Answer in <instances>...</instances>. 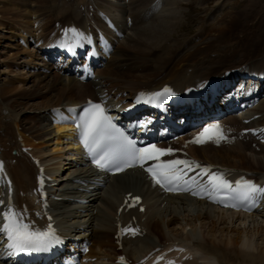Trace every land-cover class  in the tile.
<instances>
[{"label":"bare ground","instance_id":"bare-ground-1","mask_svg":"<svg viewBox=\"0 0 264 264\" xmlns=\"http://www.w3.org/2000/svg\"><path fill=\"white\" fill-rule=\"evenodd\" d=\"M116 1H77L70 10L57 0H0V158L12 178L16 203H26L31 212L38 206L32 194L38 186V168L23 149L32 146L40 158L52 154L43 163H55L48 168L53 175L61 172L58 159L67 150L61 147L64 128H54L50 122L54 107L66 111V106L82 104L87 97L99 100L105 92L113 99L122 95L117 103L127 100L130 105V99L143 89L164 84L177 90L205 87L213 76L227 81L245 75L264 79V53L249 57L241 52L243 46L236 50L226 36L229 26L218 28V36L210 41L197 38L179 57V0ZM47 2L57 9L54 15ZM103 12L116 18L126 37L118 41L107 67L99 70L97 82L81 83L62 75L44 59L41 49L57 41L61 28L75 24L91 31L96 27L109 31ZM9 20L22 24L17 27ZM132 49L145 55L135 57ZM256 114L251 124L242 127L264 125V98ZM228 124L241 126V120L233 118ZM193 152L204 161L237 170L235 174L246 171L264 182V145L257 150L251 142L237 139L220 147H194ZM82 163L72 164L55 191L58 199H51L47 211L64 237L92 241L90 264H117L120 254L138 260L157 247L172 244L185 248L180 254L186 257L183 264H264V209L241 214L186 194L167 195L140 170L111 177L100 188L93 168ZM129 193L143 198L145 212L135 208L118 214ZM130 221L145 235L124 238L119 250L118 224Z\"/></svg>","mask_w":264,"mask_h":264},{"label":"snow or ice","instance_id":"snow-or-ice-1","mask_svg":"<svg viewBox=\"0 0 264 264\" xmlns=\"http://www.w3.org/2000/svg\"><path fill=\"white\" fill-rule=\"evenodd\" d=\"M71 31L77 37L82 36L76 29ZM60 46L63 47L64 45ZM175 95L176 93L171 88L165 87L159 92L140 93L136 102L156 104L159 107L161 102L167 101ZM148 123L151 121L139 123L138 126L146 128ZM76 127L79 130L83 147L101 170L123 172L128 168L144 167L148 161H155L145 170L150 174L155 184L168 191L179 188L184 191H192L193 195H201L207 192L209 197L216 202L233 208L246 202H250L249 207H251L255 203L257 194L264 196V188L254 182L241 179L233 187L232 183L225 179L222 174H212L205 188L197 186L196 189H193L190 185L196 184V178H186L187 171L185 170L200 168L198 163L179 159L164 161L161 158L172 154L173 150L160 149L155 144L143 148L137 147L124 130L113 123V118L107 114L102 103L89 102L88 107L83 110V115L76 121ZM222 139H226V136L217 124L205 128L193 142L203 144L209 140H214L219 143ZM2 171L3 163L0 162V172ZM201 171L207 175L210 169L203 168ZM8 183L10 186L11 182ZM222 193L223 195H221ZM133 199L135 202L139 201V197ZM0 205H3V201H0ZM2 216L3 224L0 226V233L6 236L7 249L10 250L9 255L47 252L54 244L62 242L50 225L44 231L34 228L31 223L25 221L23 213L18 212L11 204L6 211H3ZM121 231L136 235L139 230L129 227ZM123 259L121 258L122 264ZM162 259L163 257H160V260ZM157 264H159V260ZM168 264H175V262L168 261Z\"/></svg>","mask_w":264,"mask_h":264},{"label":"rangeland","instance_id":"rangeland-1","mask_svg":"<svg viewBox=\"0 0 264 264\" xmlns=\"http://www.w3.org/2000/svg\"><path fill=\"white\" fill-rule=\"evenodd\" d=\"M83 2V0H57V4H67L68 9H74L75 2ZM111 1V0H110ZM116 1V0H112ZM261 1V2H260ZM179 0V15L181 20V27L179 28V36L177 40L179 49L177 56H182L185 48H188L193 42H196L199 38H208L210 41L213 36H218V28L226 29V36L231 37L230 42L235 49L239 50V46H243L241 52L249 57L261 55L264 53V0ZM69 2V4H68ZM48 9H51L53 15L57 9L53 8L50 2L45 3ZM263 5V6H262ZM117 13V12H116ZM260 20V22L257 19ZM255 19V20H254ZM17 27L20 26L19 22L9 20ZM8 22V23H10ZM19 24V25H18ZM225 24V26H224ZM259 24V25H258ZM259 27V29L256 28ZM220 28V29H221ZM250 29V30H249ZM198 36V37H197ZM196 39V40H195ZM205 40V41H206ZM206 41V42H208ZM210 43V42H209ZM184 48V49H183ZM135 53V57H140L145 54H139L136 50L132 49ZM248 53V54H247ZM181 54V55H180ZM176 56V57H177ZM256 58V57H255ZM64 142V141H63ZM50 148L54 147L52 145ZM48 147V148H49ZM60 147V146H59ZM61 147L66 148V145L61 144ZM16 150H14L15 152ZM28 153V152H27ZM29 154V153H28ZM46 156L48 160L53 156ZM60 159V160H59ZM58 161L61 165V172L57 175L59 180V186L65 178H67L69 171L71 170V161L69 155L63 153L62 158ZM50 161V160H49ZM46 161L45 165L52 164V161ZM57 161V159H56ZM57 161V162H58ZM48 162V163H47ZM56 162V164H58ZM48 166L47 168L51 167ZM55 189V188H54ZM58 190V188L56 189Z\"/></svg>","mask_w":264,"mask_h":264}]
</instances>
